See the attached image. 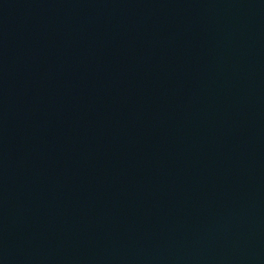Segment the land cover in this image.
I'll return each instance as SVG.
<instances>
[{
	"label": "water",
	"instance_id": "obj_1",
	"mask_svg": "<svg viewBox=\"0 0 264 264\" xmlns=\"http://www.w3.org/2000/svg\"><path fill=\"white\" fill-rule=\"evenodd\" d=\"M0 264H264V0H0Z\"/></svg>",
	"mask_w": 264,
	"mask_h": 264
}]
</instances>
